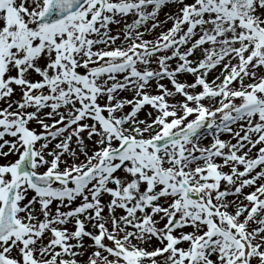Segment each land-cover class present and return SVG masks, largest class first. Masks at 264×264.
<instances>
[{
  "label": "snow or ice",
  "instance_id": "obj_1",
  "mask_svg": "<svg viewBox=\"0 0 264 264\" xmlns=\"http://www.w3.org/2000/svg\"><path fill=\"white\" fill-rule=\"evenodd\" d=\"M0 264H264V0H0Z\"/></svg>",
  "mask_w": 264,
  "mask_h": 264
}]
</instances>
